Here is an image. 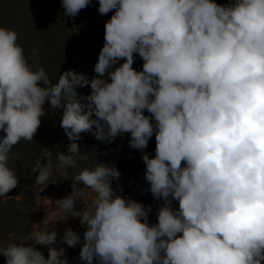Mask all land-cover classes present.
Returning <instances> with one entry per match:
<instances>
[{
	"label": "clouds",
	"instance_id": "clouds-1",
	"mask_svg": "<svg viewBox=\"0 0 264 264\" xmlns=\"http://www.w3.org/2000/svg\"><path fill=\"white\" fill-rule=\"evenodd\" d=\"M89 3L62 0L64 15L74 18ZM113 9L98 78L90 82L68 70L53 84L42 67L29 65L17 33L0 27V197L19 183L9 166L13 146L33 141L46 103L63 107L70 143L57 154L59 169L76 166V141L93 126L95 138L109 143L129 133L133 149L143 151L153 134L156 141L154 158L141 157L153 197L163 200L156 224L147 222L150 206L116 195L111 181L120 173L105 163L80 171L72 194L57 201L59 220L70 214L86 226L82 261L264 264V0H99L100 14ZM134 53L144 61L141 71L133 68ZM32 54L38 59L36 49ZM89 83L92 92L81 103L75 89ZM42 157L32 168L39 185L54 175L52 151L44 148ZM89 190L95 199L77 210ZM57 235L50 230L34 240L54 245ZM61 239L80 243L70 227ZM0 255L6 264H68L63 248L50 247L46 259L13 243Z\"/></svg>",
	"mask_w": 264,
	"mask_h": 264
},
{
	"label": "trees",
	"instance_id": "trees-1",
	"mask_svg": "<svg viewBox=\"0 0 264 264\" xmlns=\"http://www.w3.org/2000/svg\"><path fill=\"white\" fill-rule=\"evenodd\" d=\"M214 2L230 6L237 0ZM98 8L99 0H90L89 5L73 18L64 15L62 0H0V27L17 33V43L22 46L29 65L33 69L42 67L53 84L58 81L60 74L68 70H73L90 82L98 78L94 68L104 45L105 23L116 11L113 9L107 15H102ZM33 49L39 53L38 59L33 56ZM123 62V59L118 61L113 69ZM143 63L142 58L134 53L133 68L141 71ZM104 78L107 79V76ZM75 91L80 102L87 103L86 98L92 89L89 83L77 86ZM44 108L45 115L41 117V125L33 141L21 140L9 154V166L15 169L19 183L7 196L0 197V248L8 247L13 240L20 244L28 237L36 219L44 215L38 202L43 191L49 192L57 187L61 193L72 194L74 177L83 169H93L98 163L113 166L119 171V178L111 181L116 195L143 203L147 208L150 206L148 218L154 219L156 224L158 211L155 209L163 200L153 197L150 184L144 178L146 165L141 158L144 152L154 158L155 134L142 151L129 146V133L113 138L110 143L96 139V129L93 126L91 131L80 133V138L76 141L80 150L76 166L59 169L56 167L57 154L67 153L70 143L61 127L64 109H52L47 103ZM144 114L151 115L147 110ZM92 118L96 119L94 115ZM152 123L155 121L152 120ZM3 135L0 131V136ZM44 148L52 151L54 175L46 184L39 185L34 181L38 172H33L32 168L42 157ZM40 162L41 165L46 164L47 158L42 157ZM79 185L83 184L77 183ZM174 203L178 206V201ZM64 255L68 264H87L72 251H64ZM44 257L47 259L48 254ZM0 264H6L3 255H0Z\"/></svg>",
	"mask_w": 264,
	"mask_h": 264
},
{
	"label": "rangeland",
	"instance_id": "rangeland-1",
	"mask_svg": "<svg viewBox=\"0 0 264 264\" xmlns=\"http://www.w3.org/2000/svg\"><path fill=\"white\" fill-rule=\"evenodd\" d=\"M77 187L83 188L85 186L79 185ZM42 193L43 195H41L38 198V202L42 207V211L44 215L42 218L36 219V222L33 224L30 230V234L24 241L20 242V244H24V246L26 247L33 246L36 250L40 251L43 254V256L49 254L50 247H55L57 249L63 248L64 251H72L79 255L81 246L83 244V234L86 230V226L81 225L79 217H72L70 214L67 221L59 220L61 215L63 214V209L61 208L60 204L57 201L66 198L71 194L61 193L59 191V188L57 187L54 188L52 191L49 192L43 191ZM94 199H95V194L91 193V191L89 190V194L86 197L82 198L81 201H78L75 204V208L77 210H82L85 207V205L91 203ZM174 202L175 201L173 200L171 206L173 207V209H178V206H176ZM162 203L163 202H161L156 207L155 211L159 210V207L162 205ZM147 222L149 223L150 226L155 224L154 219L147 218ZM69 227L80 236V243L77 244L75 247L68 246L66 243H63L61 239L64 235L65 230ZM50 230H55L58 233L57 240L54 245H40L35 243L34 239L36 238L38 233L46 232ZM11 243L18 244L19 242L17 240H13ZM93 262L96 263L95 259Z\"/></svg>",
	"mask_w": 264,
	"mask_h": 264
},
{
	"label": "crops",
	"instance_id": "crops-1",
	"mask_svg": "<svg viewBox=\"0 0 264 264\" xmlns=\"http://www.w3.org/2000/svg\"><path fill=\"white\" fill-rule=\"evenodd\" d=\"M32 231H33V229H32Z\"/></svg>",
	"mask_w": 264,
	"mask_h": 264
}]
</instances>
